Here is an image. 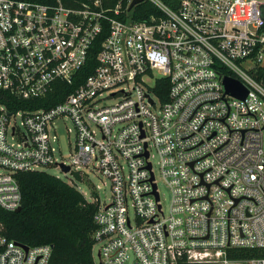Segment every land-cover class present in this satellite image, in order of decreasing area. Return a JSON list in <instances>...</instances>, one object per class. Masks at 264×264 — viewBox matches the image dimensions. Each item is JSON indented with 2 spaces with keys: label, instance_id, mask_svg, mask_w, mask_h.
Returning a JSON list of instances; mask_svg holds the SVG:
<instances>
[{
  "label": "built area",
  "instance_id": "obj_1",
  "mask_svg": "<svg viewBox=\"0 0 264 264\" xmlns=\"http://www.w3.org/2000/svg\"><path fill=\"white\" fill-rule=\"evenodd\" d=\"M133 1L0 0V91L30 102L0 103V211L21 207L23 172L67 167L73 182L93 169L107 203L68 185L97 204L93 264H264V0ZM51 250L0 222V264H48Z\"/></svg>",
  "mask_w": 264,
  "mask_h": 264
},
{
  "label": "trees",
  "instance_id": "obj_2",
  "mask_svg": "<svg viewBox=\"0 0 264 264\" xmlns=\"http://www.w3.org/2000/svg\"><path fill=\"white\" fill-rule=\"evenodd\" d=\"M26 1L51 4L56 0ZM93 1L62 0L67 7L73 8ZM116 1L109 0L108 4L114 5ZM143 9L150 7L141 3L136 6L134 12ZM255 79L264 86V65L258 67ZM160 82L159 87L161 85L164 89L167 88L166 81ZM76 85L74 83L70 89H66L63 95L69 93ZM161 99L165 100V95H161ZM56 101L50 102L48 106L54 105ZM0 103H5L14 110L25 109L30 105L28 101H16L1 91ZM17 178L22 193L21 211H0V222L4 225L6 238L28 246L51 245L48 264H93V215L97 204L85 202L74 187L46 172H23Z\"/></svg>",
  "mask_w": 264,
  "mask_h": 264
},
{
  "label": "rangeland",
  "instance_id": "obj_3",
  "mask_svg": "<svg viewBox=\"0 0 264 264\" xmlns=\"http://www.w3.org/2000/svg\"><path fill=\"white\" fill-rule=\"evenodd\" d=\"M114 99L105 98L104 101H102L99 105H105V104H112L114 103ZM68 130H72V123L65 119L64 121L57 122L54 125V132L55 135L58 137V143L57 146L59 148V151L56 150V157L59 158V154L62 156V160L65 161L69 158L70 155V147H72L75 135H73V132H69ZM153 163L156 165L157 163V157L154 155L153 157ZM44 171L53 176L54 178H58L67 185H72L78 188L80 191L84 192L87 195V200L91 201V199H97V201L100 204H103L104 202H108V199L111 196V188L109 185L108 179L104 178L101 174L97 173L93 169L87 170L86 174L88 177H84L82 181H73L68 175H65L63 171L60 169L55 168H45ZM159 183V190L161 195V200L163 201V204L165 206V210L169 204V189L165 186L164 183L161 181ZM94 257L97 259V253H96V247L93 250Z\"/></svg>",
  "mask_w": 264,
  "mask_h": 264
},
{
  "label": "water",
  "instance_id": "obj_4",
  "mask_svg": "<svg viewBox=\"0 0 264 264\" xmlns=\"http://www.w3.org/2000/svg\"><path fill=\"white\" fill-rule=\"evenodd\" d=\"M141 0H134L132 2V4L130 5L129 9L132 8L134 5H136V3L140 2ZM223 84L225 87V91L230 93L233 96H236L238 98L242 97L244 98L246 95V89L242 86L241 83H239L238 81L229 78V77H224L223 78ZM64 172H68L69 169L67 167H62ZM73 176L77 181H80V176L78 172H73ZM21 211V207L17 208L15 210V213H18Z\"/></svg>",
  "mask_w": 264,
  "mask_h": 264
}]
</instances>
